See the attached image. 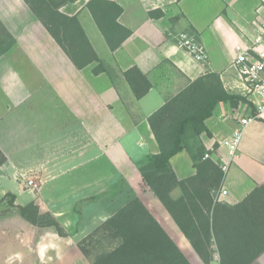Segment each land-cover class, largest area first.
Here are the masks:
<instances>
[{
  "label": "crops",
  "instance_id": "crops-1",
  "mask_svg": "<svg viewBox=\"0 0 264 264\" xmlns=\"http://www.w3.org/2000/svg\"><path fill=\"white\" fill-rule=\"evenodd\" d=\"M112 1L123 7L118 21L132 31L116 50L95 21L89 0H71L61 11L78 16L98 56L108 68H117L113 77L105 71L95 73L97 61L78 68L25 0H0V19L17 39L0 56V152L5 158L0 162V199L7 193L16 196L13 206L9 199L0 204V210L7 203L10 208L0 213V264H93L78 242L134 197L142 200L192 264H206L140 171L147 157L160 151L149 117L191 81L218 73L225 90L245 100L237 106L218 102L206 119L212 134L204 132L200 140L220 165L222 158H229L225 141L238 118L252 115L255 108L234 66L236 46L258 33L264 0ZM156 9L164 16L151 17ZM176 15L179 18L172 21ZM190 26L207 50L206 62L177 43L176 37ZM133 67L152 82L141 98L124 75ZM170 163L179 179L197 172L187 149ZM29 178L36 184L28 185ZM222 189L228 192L218 198ZM256 190L264 206V118L244 129L238 156L215 196L228 207L216 218L225 227L220 238L227 254L245 247L257 221L248 216L254 212L252 204L246 202L242 211L232 208ZM172 195L180 197L181 188ZM31 201L41 212L52 214L66 235L55 226L24 218L19 206ZM238 211L237 216L231 213ZM239 236L240 242H233ZM221 245L214 233L215 260L210 264H221ZM247 264H264V251Z\"/></svg>",
  "mask_w": 264,
  "mask_h": 264
},
{
  "label": "trees",
  "instance_id": "trees-1",
  "mask_svg": "<svg viewBox=\"0 0 264 264\" xmlns=\"http://www.w3.org/2000/svg\"><path fill=\"white\" fill-rule=\"evenodd\" d=\"M25 1L78 68L97 61L95 73L105 71L113 77L117 68H108L98 56L78 16L61 11V7L71 0ZM88 8L110 48H119L132 33L131 29L118 21L123 7L112 0H89ZM150 16L160 18L164 16V11L152 10ZM178 18L179 15H176L172 21ZM188 33L200 38L193 26L188 28ZM16 42V37L0 19V56L9 52ZM124 75L137 98L144 96L152 87L151 80L138 67L127 70ZM240 100L245 99L225 90L218 73L209 72L191 81L149 117L160 151L148 156L139 166L140 171L206 264L214 259V233L218 244H222L221 264H247L264 251V206L260 190H256L243 204L232 208L242 211L246 202L252 204L254 212L248 216L257 217V221L250 227L251 234L243 243L245 247L227 254L224 241L220 238L225 227L216 218L220 211L226 209L228 212V207L215 197L223 185L225 173L219 162L211 157L205 158V154L211 151L200 140L202 133L212 134L206 119L212 115L217 103L230 101L237 106ZM249 105L252 106L251 103ZM252 110L256 114L254 107ZM184 149L189 151L197 172L186 179H179L170 159ZM0 154V162H3L5 158ZM178 187L182 195L175 198L172 192ZM6 198H10L9 204L13 206L16 196L7 193L0 199V204ZM19 207L22 216L33 224L55 226L60 235H66L59 221L52 214L41 212L35 201ZM239 211L231 213L237 216ZM100 233L103 238L116 240L117 246L95 255L93 264H192L139 197H134L93 234L78 242L87 256H92L89 245ZM240 238L233 242H240ZM87 240H91L89 245L85 244ZM230 242L233 243L232 240Z\"/></svg>",
  "mask_w": 264,
  "mask_h": 264
},
{
  "label": "built area",
  "instance_id": "built-area-1",
  "mask_svg": "<svg viewBox=\"0 0 264 264\" xmlns=\"http://www.w3.org/2000/svg\"><path fill=\"white\" fill-rule=\"evenodd\" d=\"M176 40L196 60L207 61L208 53L200 38L186 32L178 35ZM236 51L234 66L239 72L250 103L256 108V114L239 117L236 129L225 141L229 158H222L221 167L224 173L228 171L231 163L238 156L239 144L246 126L257 118H264V22L255 37L246 44L237 45ZM207 157H212V155L207 153L205 158ZM35 184L34 178L28 179V185ZM227 192L226 189H222L221 194L219 193L217 197L219 198L220 195H225Z\"/></svg>",
  "mask_w": 264,
  "mask_h": 264
},
{
  "label": "rangeland",
  "instance_id": "rangeland-1",
  "mask_svg": "<svg viewBox=\"0 0 264 264\" xmlns=\"http://www.w3.org/2000/svg\"><path fill=\"white\" fill-rule=\"evenodd\" d=\"M113 67V66H112ZM23 188L24 189H28L27 188V186L25 185V184H23ZM7 200L8 199H10V198H6ZM6 206H7V208H6ZM4 207L6 208H2L1 210H0V213L2 212V211H7V210H10V208H8L9 207V204L7 203V204H5L4 205ZM46 213V212H45ZM28 220V219H27ZM29 221V220H28ZM98 228V227H97ZM96 228V229H97ZM96 229H94L91 233H89L88 235H90V234H93V232H95V230ZM99 234H97V235H95V241L92 243V244H88V243H90L91 242V240H87L86 242H85V244H88L89 245V247L92 249V259H94L95 258V255H97V254H99L100 252H104V251H109V250H111V249H113V248H115L116 246H117V241L116 240H114V239H112L111 237H109V238H103L104 236H103V234L102 233H100V235L98 236ZM87 237V236H86ZM85 238V237H84ZM84 238H82L81 240H83ZM94 239V238H93ZM80 240V241H81ZM79 241V242H80ZM220 258V257H219ZM215 260V259H214Z\"/></svg>",
  "mask_w": 264,
  "mask_h": 264
}]
</instances>
